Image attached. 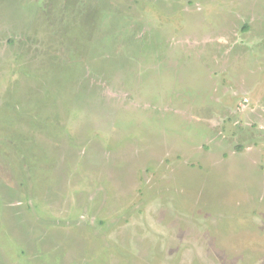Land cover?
Returning a JSON list of instances; mask_svg holds the SVG:
<instances>
[{
	"label": "rangeland",
	"instance_id": "374dc122",
	"mask_svg": "<svg viewBox=\"0 0 264 264\" xmlns=\"http://www.w3.org/2000/svg\"><path fill=\"white\" fill-rule=\"evenodd\" d=\"M0 264H264V0H0Z\"/></svg>",
	"mask_w": 264,
	"mask_h": 264
}]
</instances>
